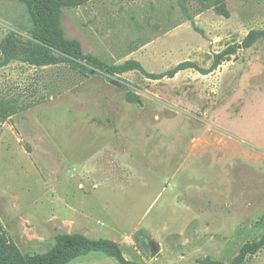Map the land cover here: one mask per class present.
I'll list each match as a JSON object with an SVG mask.
<instances>
[{"label":"rangeland","instance_id":"1","mask_svg":"<svg viewBox=\"0 0 264 264\" xmlns=\"http://www.w3.org/2000/svg\"><path fill=\"white\" fill-rule=\"evenodd\" d=\"M56 1L89 56L195 67L40 64L25 6L0 0V264L58 234L139 264H231L263 234L264 37L241 42L264 29V0ZM67 264L120 263L81 251ZM240 264H264V246Z\"/></svg>","mask_w":264,"mask_h":264},{"label":"trees","instance_id":"2","mask_svg":"<svg viewBox=\"0 0 264 264\" xmlns=\"http://www.w3.org/2000/svg\"><path fill=\"white\" fill-rule=\"evenodd\" d=\"M22 3L28 14L31 24V33L46 54L39 59L40 64H56L66 62L71 68L78 70L80 74H86L90 67L108 73H123L127 71H139L151 78H160L165 75H174L179 70L195 67L194 63L184 61L177 64L171 70L163 73H147L141 64L134 59H127L117 65H108L103 61L89 56L83 52L80 41L76 38L66 36L62 25V5L56 0H17ZM264 37V29L250 30L242 39L241 45L247 47L255 42L257 38ZM236 50L235 45H231L225 53H232ZM216 55L211 68L214 69L220 63V56ZM263 225L262 236L255 241L245 242L233 258L231 264H240L247 255L256 253L264 246V213L260 219ZM57 246L50 252L31 256L24 264H67L81 251H97L106 256L114 258L120 264H139L127 260L119 246L108 239H89L80 234H58ZM11 264V263H6Z\"/></svg>","mask_w":264,"mask_h":264},{"label":"water","instance_id":"3","mask_svg":"<svg viewBox=\"0 0 264 264\" xmlns=\"http://www.w3.org/2000/svg\"><path fill=\"white\" fill-rule=\"evenodd\" d=\"M150 250H151V255H153L154 253H157L158 252V244L155 243V242H152L151 243V246H150Z\"/></svg>","mask_w":264,"mask_h":264},{"label":"crops","instance_id":"4","mask_svg":"<svg viewBox=\"0 0 264 264\" xmlns=\"http://www.w3.org/2000/svg\"><path fill=\"white\" fill-rule=\"evenodd\" d=\"M158 252H159V250H158Z\"/></svg>","mask_w":264,"mask_h":264}]
</instances>
